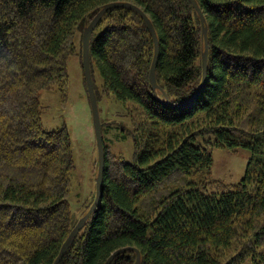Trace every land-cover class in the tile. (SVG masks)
<instances>
[{
    "label": "trees",
    "instance_id": "16d2710c",
    "mask_svg": "<svg viewBox=\"0 0 264 264\" xmlns=\"http://www.w3.org/2000/svg\"><path fill=\"white\" fill-rule=\"evenodd\" d=\"M195 1L207 76L177 107L202 78L204 40L189 0H0V264H52L76 224L70 137L66 127L43 128L39 95L57 88L65 97L76 34L113 2L152 23L159 89L149 82L144 21L106 10L90 39L92 79L95 66L102 81L94 92L129 117L135 161H111L104 146L100 201L58 264H104L124 247L138 250L139 264H264V0ZM208 146L246 149L243 178L211 179ZM135 260L126 251L110 264Z\"/></svg>",
    "mask_w": 264,
    "mask_h": 264
},
{
    "label": "rangeland",
    "instance_id": "374dc122",
    "mask_svg": "<svg viewBox=\"0 0 264 264\" xmlns=\"http://www.w3.org/2000/svg\"><path fill=\"white\" fill-rule=\"evenodd\" d=\"M75 49V54L68 56L66 61L65 97L57 88L42 90L39 95L43 128L51 131L66 127L71 141L74 167L69 175L70 190L67 196L71 224L77 223L93 202L98 160L91 104L81 64L80 34L75 36ZM93 81L100 91L102 81L95 66ZM98 111L103 127V143L108 155L111 154L109 157L133 163L135 149L130 134L133 125L129 117L113 98L101 97ZM208 149L212 155L211 179L229 186L243 178L250 158L246 149L230 151L209 146Z\"/></svg>",
    "mask_w": 264,
    "mask_h": 264
},
{
    "label": "water",
    "instance_id": "95a60500",
    "mask_svg": "<svg viewBox=\"0 0 264 264\" xmlns=\"http://www.w3.org/2000/svg\"><path fill=\"white\" fill-rule=\"evenodd\" d=\"M195 11L197 12L200 23H201V32H202V37L204 40V51L202 52L201 55V70H202V78H201V83L199 88L196 90V92L193 94V96L188 99L185 103L177 105L179 106H184L189 104L195 97L196 95L201 91L203 88L205 81H206V76H207V63H208V36H207V28L204 23V17L203 14L201 13L197 3L195 0H189ZM111 8H128L133 10L135 13H137L140 18L144 21L146 26L149 29L151 39L153 41L154 45V53H153V59L151 62V66L149 69V82L152 86L153 89H159L157 83H156V64H157V59H158V41H157V36L156 32L154 30V27L148 17L135 5L128 3V2H113V3H108L104 5V7L98 12V14L95 16L93 19L92 23L84 29L81 37V48H82V68L84 72V77L85 81L87 84V90L89 94V100L91 104V110H92V118H93V126H94V131H95V137L97 141V146H98V160H97V175H96V184H95V197L94 200L87 210V212L82 216V218L75 224L73 227L72 231L69 233L67 239L63 243L58 255L54 259L52 264H58L62 257L64 256L69 243L77 236V234L80 232V230L83 228V226L86 224L88 221L89 217L95 210L96 206L98 205L100 198H101V183H102V177H103V168H104V161H105V154H104V144H103V138H102V130H101V122L99 118V111H98V104L94 92V83L92 79V73H91V65H90V59H89V47H90V39L92 36V33L98 23V21L101 19L102 15L105 13L106 10L111 9ZM164 98L166 99V102H168L167 96L162 92ZM126 251H133L136 253V260L134 264H139L140 263V254L137 249L133 247H124L115 250L104 262V264H110V262L113 260V258Z\"/></svg>",
    "mask_w": 264,
    "mask_h": 264
}]
</instances>
